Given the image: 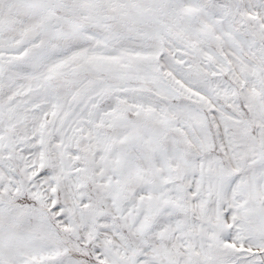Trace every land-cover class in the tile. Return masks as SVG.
<instances>
[{"label": "snow or ice", "instance_id": "snow-or-ice-1", "mask_svg": "<svg viewBox=\"0 0 264 264\" xmlns=\"http://www.w3.org/2000/svg\"><path fill=\"white\" fill-rule=\"evenodd\" d=\"M0 264H264V0H0Z\"/></svg>", "mask_w": 264, "mask_h": 264}]
</instances>
